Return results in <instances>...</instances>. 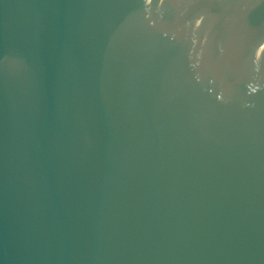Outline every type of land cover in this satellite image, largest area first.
<instances>
[{
	"label": "water",
	"instance_id": "1",
	"mask_svg": "<svg viewBox=\"0 0 264 264\" xmlns=\"http://www.w3.org/2000/svg\"><path fill=\"white\" fill-rule=\"evenodd\" d=\"M0 264H264V0H0Z\"/></svg>",
	"mask_w": 264,
	"mask_h": 264
}]
</instances>
